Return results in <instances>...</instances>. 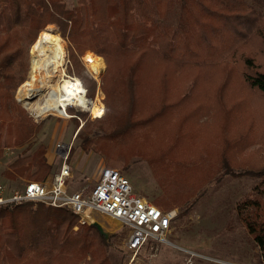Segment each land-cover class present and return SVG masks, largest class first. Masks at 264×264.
Wrapping results in <instances>:
<instances>
[{
	"label": "trees",
	"instance_id": "obj_1",
	"mask_svg": "<svg viewBox=\"0 0 264 264\" xmlns=\"http://www.w3.org/2000/svg\"><path fill=\"white\" fill-rule=\"evenodd\" d=\"M48 24L105 61V112L85 120L80 147L111 168L146 162L164 211H186L222 173L256 178L236 211L264 256V14L245 0H0V157L36 132L13 93ZM9 168L5 178L42 179L45 147ZM33 206L0 208V264H110L92 225L66 207Z\"/></svg>",
	"mask_w": 264,
	"mask_h": 264
},
{
	"label": "rangeland",
	"instance_id": "obj_2",
	"mask_svg": "<svg viewBox=\"0 0 264 264\" xmlns=\"http://www.w3.org/2000/svg\"><path fill=\"white\" fill-rule=\"evenodd\" d=\"M63 1L68 7L75 6L78 2V0ZM245 1L259 13L264 14V0ZM51 27L53 28L51 29ZM47 29L57 32L65 43L66 58L64 69L66 75L69 77H77L82 81L81 83L90 91L86 97L92 101L101 102L104 115V93L100 88V84L102 80L101 77L104 76L106 71V65L104 71L98 77H94L83 60L84 55H86L85 53H91L92 51L90 49L75 51L73 48H69V42L60 34L57 26L54 24L46 25L38 35ZM35 41L27 48L25 78L24 81L16 87L13 93V99L23 108L30 124L34 129L36 128V132L24 145L4 148L3 154L0 157V181H6L9 183L10 187L16 188H22L28 181L51 183L53 175L57 173L61 166L62 159L60 153L62 148H65L68 151L67 163L71 172L70 177L66 180L67 189L69 192L83 191L87 193L94 187L101 168L106 166L104 159L105 155L102 151L93 149L91 146L87 149L81 148L80 140L75 138V135L79 130L78 128L82 127L85 120L94 121L97 120V118H93L89 111L81 110L75 106L67 107L68 117L50 114L44 117H38L31 108L26 107L23 101L18 99V89L29 79L31 47ZM83 52L85 53L83 54ZM92 53L99 56L94 52ZM101 58L103 59V57ZM103 62L105 64L104 59ZM93 80L95 81L94 83ZM43 99V97H33L30 101L33 103H35L34 101L42 102ZM95 131L96 130L87 133V137L93 139L95 137ZM40 145L45 147L46 161L50 166V171L47 175L40 180H29L15 173H13V177L8 176L11 179L5 178V173L10 171L9 165L15 158L31 155ZM47 147H49L48 150ZM114 168L118 169L127 177L137 195L145 198L149 203L162 210V207L157 206L152 201L154 197L158 196L161 192L154 182L146 162L134 159L130 162L127 169L121 167ZM257 181L258 180L254 177L233 178L227 174H220L216 179L204 187L186 211L180 213L179 208H174L177 210V215L173 219L170 230L166 235L168 243L155 240L149 241L144 247L138 250L133 260L131 259V255L124 248L128 238L127 228L114 219L111 221L110 217L95 215L93 222H98L103 228V231L107 233L106 239L101 237L103 241L107 243L109 263H264V256L255 241L248 234L244 224L238 218L236 211L238 202L252 196V188ZM35 206L36 205L33 207ZM168 211L170 210L164 212ZM93 222L87 224L91 225ZM79 226L80 225L74 226L73 231H77ZM182 249L195 252L197 257L189 263L187 258L188 255L186 252L184 253Z\"/></svg>",
	"mask_w": 264,
	"mask_h": 264
},
{
	"label": "built area",
	"instance_id": "obj_3",
	"mask_svg": "<svg viewBox=\"0 0 264 264\" xmlns=\"http://www.w3.org/2000/svg\"><path fill=\"white\" fill-rule=\"evenodd\" d=\"M60 157L61 166L49 184L28 181L22 188H16L10 187L6 181H0V208L22 203L66 207L77 216L80 225L93 222L95 215L110 217L127 228L128 238L124 248L132 260L149 241L168 243L166 235L177 215L176 209L168 212L160 210L137 195L127 177L118 169L106 166L99 171L96 183L89 192H69L66 180L71 172L67 163V149L62 148ZM182 251L187 253L189 263L197 257L193 251Z\"/></svg>",
	"mask_w": 264,
	"mask_h": 264
},
{
	"label": "bare ground",
	"instance_id": "obj_4",
	"mask_svg": "<svg viewBox=\"0 0 264 264\" xmlns=\"http://www.w3.org/2000/svg\"><path fill=\"white\" fill-rule=\"evenodd\" d=\"M65 58V43L58 33L49 29L42 31L31 47L29 79L18 89V99L22 100L26 107L31 108L38 117L49 114L68 117L69 106L87 110L93 118L102 117L101 102L87 98L81 81L77 77L66 75ZM83 60L94 77H98L104 71L103 59L92 52L84 55ZM33 97L44 99L42 102L33 103L30 101Z\"/></svg>",
	"mask_w": 264,
	"mask_h": 264
},
{
	"label": "water",
	"instance_id": "obj_5",
	"mask_svg": "<svg viewBox=\"0 0 264 264\" xmlns=\"http://www.w3.org/2000/svg\"><path fill=\"white\" fill-rule=\"evenodd\" d=\"M78 129H80V127ZM91 225L99 232L103 239H106L107 233L103 231V228L98 222H93L91 223Z\"/></svg>",
	"mask_w": 264,
	"mask_h": 264
},
{
	"label": "crops",
	"instance_id": "obj_6",
	"mask_svg": "<svg viewBox=\"0 0 264 264\" xmlns=\"http://www.w3.org/2000/svg\"><path fill=\"white\" fill-rule=\"evenodd\" d=\"M49 147H47V150H48Z\"/></svg>",
	"mask_w": 264,
	"mask_h": 264
}]
</instances>
